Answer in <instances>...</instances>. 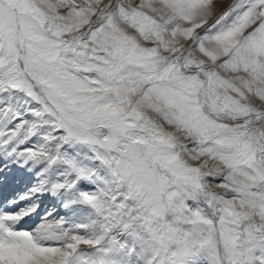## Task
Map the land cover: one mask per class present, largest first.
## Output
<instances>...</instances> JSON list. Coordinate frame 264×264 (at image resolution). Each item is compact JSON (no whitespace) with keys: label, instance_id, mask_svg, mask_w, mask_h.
Returning <instances> with one entry per match:
<instances>
[{"label":"snow or ice","instance_id":"6c2138e0","mask_svg":"<svg viewBox=\"0 0 264 264\" xmlns=\"http://www.w3.org/2000/svg\"><path fill=\"white\" fill-rule=\"evenodd\" d=\"M0 264H264V0H0Z\"/></svg>","mask_w":264,"mask_h":264}]
</instances>
